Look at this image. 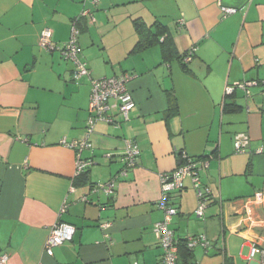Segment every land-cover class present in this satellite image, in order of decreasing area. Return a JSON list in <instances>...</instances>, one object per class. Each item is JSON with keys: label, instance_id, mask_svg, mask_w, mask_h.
Masks as SVG:
<instances>
[{"label": "crops", "instance_id": "crops-1", "mask_svg": "<svg viewBox=\"0 0 264 264\" xmlns=\"http://www.w3.org/2000/svg\"><path fill=\"white\" fill-rule=\"evenodd\" d=\"M220 6L236 10L223 17ZM84 8L95 17L78 21V48L90 75L74 82L73 64L42 49L38 39L48 28L53 43H65ZM138 17L162 22L177 55L192 49L191 60L165 59L159 45L132 52L131 20ZM121 73L135 75L128 83L135 108L118 126L95 124L92 146L81 152L91 163L75 175L76 150L61 140L84 136L90 78ZM252 80L248 94L236 88L226 98L236 107L224 111L226 85ZM263 82L264 0H0V254L6 264H157L159 175L180 164L181 151L207 157L201 177L212 195L203 222L194 214L189 178L170 195L178 211L170 224L177 264H204L210 249L221 253V264L253 263L251 246L264 247V211L253 201L264 194V153L254 152L264 147ZM236 133L249 137L243 153L234 150ZM127 140L139 147L136 164L117 179L113 194L93 191L119 171ZM58 221L75 232L48 255L45 241ZM198 233L212 248L195 247L185 262L183 239ZM219 237L223 251L214 246Z\"/></svg>", "mask_w": 264, "mask_h": 264}, {"label": "built area", "instance_id": "built-area-1", "mask_svg": "<svg viewBox=\"0 0 264 264\" xmlns=\"http://www.w3.org/2000/svg\"><path fill=\"white\" fill-rule=\"evenodd\" d=\"M99 0H91L96 4ZM223 17L235 12V8L228 6H220ZM82 17L88 18L90 22H95V17L89 8H84L80 15L73 18L70 27V36L62 45H56L51 40V31L48 28L41 30L39 34V46L46 51H58L61 57L73 64L72 79L74 82H79L83 77L90 75V70L86 63L80 57L78 48V37L80 29L78 20ZM183 24L182 20H179ZM192 49L189 50L183 57V62H188L192 58ZM135 77L134 74L121 73L119 75L104 76L100 78H90V94L88 100V116L86 119L84 136L81 139H75L66 142L62 139L61 142L69 148L76 150L75 160V175H79L89 166L90 160L83 159L81 152L92 146L90 135L93 132L96 123L103 121L114 126L120 125L129 119L130 112L135 108V101L128 87V83ZM256 84L254 80L243 81L228 84L225 87V95H230L236 88L244 90L248 94V86ZM264 84V82H263ZM249 144V137L245 133H237L234 135L233 147L235 152L243 153L246 151ZM255 153H264V147L259 146L254 150ZM139 155V147L132 140L125 142V149L120 156L121 168L105 183H96L93 185V191L102 189L106 194H113L115 191V183L117 179L126 173V171L136 164ZM180 164L169 172H162L159 175L160 197L157 201V206L163 211L162 220L154 223L153 231L157 236L158 244L161 248L160 260L157 264H177L178 262V247L177 239L174 236L173 230L170 228L171 220L177 214V208L169 203V197L173 192L180 191L184 187V181L189 178L192 187L197 196V206L194 214L198 218H202L205 209L209 203V195L211 189L208 185L202 184L200 180V171L208 168L209 160L207 158H194L185 151L180 152ZM82 199H85L83 197ZM254 203L261 207L264 211V194L258 192L253 197ZM65 210V205L60 211ZM250 212V210H249ZM252 213V212H251ZM100 227L106 229L107 223H100ZM75 232V227L72 224L58 221L55 223L46 238L44 250L48 255L53 253V248L72 239ZM108 236V235H106ZM185 244L188 249L193 250L195 247H201L207 250L212 246L211 241L204 233L192 234L184 237ZM214 246L223 251L224 243L222 237H219ZM248 259L253 262L251 264H264V247L252 245ZM255 259V261H254ZM7 263V255L0 254V264ZM136 264V263H135Z\"/></svg>", "mask_w": 264, "mask_h": 264}, {"label": "trees", "instance_id": "trees-1", "mask_svg": "<svg viewBox=\"0 0 264 264\" xmlns=\"http://www.w3.org/2000/svg\"><path fill=\"white\" fill-rule=\"evenodd\" d=\"M132 24H133L134 31L137 35V40L132 48V52H137L140 50L147 49L154 45H159L163 58L165 59L177 58L181 60L183 64H185V62H183V57L185 54L177 55L172 37L170 36V34L167 31L166 26L162 22L156 19L151 24H147L141 18L138 17V18L132 19ZM228 96L229 95H225V98L222 103L223 110L226 112H229L233 110L234 107H236V104L226 101V98ZM82 173H80L79 175H81ZM211 195L212 194L209 195L210 199H211ZM210 199H209V202H210ZM182 247H183L182 258L184 259L185 262H188V260H191L193 258V255H192V250L187 248L184 239H183Z\"/></svg>", "mask_w": 264, "mask_h": 264}, {"label": "rangeland", "instance_id": "rangeland-1", "mask_svg": "<svg viewBox=\"0 0 264 264\" xmlns=\"http://www.w3.org/2000/svg\"><path fill=\"white\" fill-rule=\"evenodd\" d=\"M80 13V12H79ZM119 14V13H118ZM132 21V20H131ZM129 23H130V21H129ZM97 42V41H96ZM202 171V170H201ZM201 171H200V180H201V183L202 184H205L204 182H203V180H202V177H201ZM207 209V208H206ZM206 209H205V212H206ZM175 216V215H174ZM173 218V217H172ZM195 219H197L196 217H195ZM198 220H200V222H203V220H204V218L202 217V218H199ZM199 247V246H198ZM212 248V247H211ZM209 251H212V252H210L211 254H209V255H211V256H207V257H205V262H204V264H221L222 263V256H221V253H219V252H217V253H213L214 251L213 250H209ZM219 259V260H218ZM218 260V261H217ZM199 261V260H198ZM197 261V262H198ZM254 261H255V259H254ZM203 264V263H202ZM237 264H245L244 262H242V261H238V263Z\"/></svg>", "mask_w": 264, "mask_h": 264}]
</instances>
